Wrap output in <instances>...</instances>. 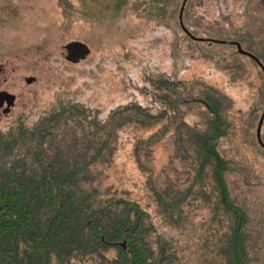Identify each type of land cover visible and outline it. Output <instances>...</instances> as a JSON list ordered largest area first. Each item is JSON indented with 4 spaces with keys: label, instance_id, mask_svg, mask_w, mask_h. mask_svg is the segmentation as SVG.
Masks as SVG:
<instances>
[{
    "label": "rangeland",
    "instance_id": "374dc122",
    "mask_svg": "<svg viewBox=\"0 0 264 264\" xmlns=\"http://www.w3.org/2000/svg\"><path fill=\"white\" fill-rule=\"evenodd\" d=\"M180 22L202 37L239 36L246 49L264 54V0H0V88L17 95L15 108L1 114L0 129L20 120L33 123L69 100L90 107L97 122L124 103L152 105L156 100L151 109L160 108L153 87L155 81L165 85L161 77L174 82L175 94L214 86L233 99L227 101L230 127L219 147L235 165L231 194L248 211L262 253L258 264H264V144L258 138L264 73L250 56H233L230 44L185 38ZM75 40L85 42L90 52L70 57L67 45ZM31 76L34 81L28 80ZM189 104L182 106L189 120L204 125L206 110L198 102ZM155 123L127 128L114 160L96 166L94 184L147 210L154 230L183 249L179 264H221L218 239L226 221L215 201L216 186L205 185L200 200L178 221L160 209L149 172L139 166L135 142L162 126ZM172 132L170 122L145 160L158 173L154 184L170 187L186 182L189 171L186 151ZM261 137L264 142V119ZM85 262L92 264L88 257Z\"/></svg>",
    "mask_w": 264,
    "mask_h": 264
},
{
    "label": "trees",
    "instance_id": "16d2710c",
    "mask_svg": "<svg viewBox=\"0 0 264 264\" xmlns=\"http://www.w3.org/2000/svg\"><path fill=\"white\" fill-rule=\"evenodd\" d=\"M180 23L185 38L230 44L233 56L248 55L235 44L243 45L239 36L220 38L208 33L202 37ZM253 51L264 63V54ZM159 81L166 85L155 81L153 87L160 108L151 109L156 100L152 105L124 103L97 122L90 107L69 100L46 110L33 123L20 120L0 129V264H82L85 257L92 264H179L183 249L173 237L154 230L147 210L135 200L105 193L93 180L96 166L113 161L125 145L122 133L127 128L149 127L156 119L162 126L148 138L139 137L134 154L143 171L149 172L160 209L179 221L183 211L200 200L205 185L213 184L217 207L226 221L224 236L218 239L221 264L261 262L248 211L231 194L229 179L235 165L219 147L230 127L227 101L233 99L214 86L191 95L175 94L172 80L161 77ZM197 102L206 110L204 125L192 123L182 109ZM164 119L172 120V133L186 151L184 161L190 171L186 182L171 187L154 184L158 173L145 164L153 144L169 128ZM111 249L117 251L115 256L108 254Z\"/></svg>",
    "mask_w": 264,
    "mask_h": 264
},
{
    "label": "water",
    "instance_id": "95a60500",
    "mask_svg": "<svg viewBox=\"0 0 264 264\" xmlns=\"http://www.w3.org/2000/svg\"><path fill=\"white\" fill-rule=\"evenodd\" d=\"M235 44L237 45L238 50L240 52L246 53V54L250 55L251 57L255 58L260 63L261 67L264 70V63L256 56L255 53H253L252 51H250V50L246 49L245 47H243V45L240 42L235 41ZM67 46L70 49V54H69L70 57H75L78 54H81V56L83 57L88 52H90V47L83 41L75 40V41L70 42ZM75 58H77V57H75ZM35 78L36 77L31 76V77L28 78V80L29 81H34ZM15 98H16V94L9 92V99L13 100ZM11 109H12V105H11V107H8V111H10ZM263 119H264V112H263V115L261 117V120H260V123H259V126H258V138H259L260 143H262V144H264V142L262 140V137H261V124H262Z\"/></svg>",
    "mask_w": 264,
    "mask_h": 264
},
{
    "label": "flooded vegetation",
    "instance_id": "af4514ba",
    "mask_svg": "<svg viewBox=\"0 0 264 264\" xmlns=\"http://www.w3.org/2000/svg\"><path fill=\"white\" fill-rule=\"evenodd\" d=\"M81 56V54H78V56ZM3 71L0 67V72ZM17 102V95L15 99H9V91L3 88H0V116L2 113H10L16 106ZM12 109L8 111V107H11Z\"/></svg>",
    "mask_w": 264,
    "mask_h": 264
}]
</instances>
